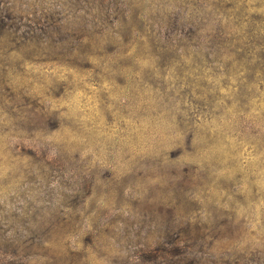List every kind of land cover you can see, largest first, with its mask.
I'll return each mask as SVG.
<instances>
[{
	"label": "rangeland",
	"instance_id": "obj_1",
	"mask_svg": "<svg viewBox=\"0 0 264 264\" xmlns=\"http://www.w3.org/2000/svg\"><path fill=\"white\" fill-rule=\"evenodd\" d=\"M0 264H264V0H0Z\"/></svg>",
	"mask_w": 264,
	"mask_h": 264
}]
</instances>
